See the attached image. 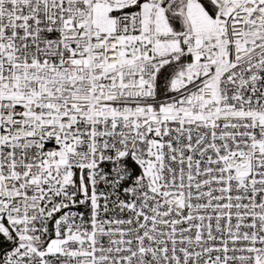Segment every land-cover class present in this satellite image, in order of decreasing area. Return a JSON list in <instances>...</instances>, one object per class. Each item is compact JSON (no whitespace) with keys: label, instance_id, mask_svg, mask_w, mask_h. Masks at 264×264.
<instances>
[{"label":"snow or ice","instance_id":"snow-or-ice-1","mask_svg":"<svg viewBox=\"0 0 264 264\" xmlns=\"http://www.w3.org/2000/svg\"><path fill=\"white\" fill-rule=\"evenodd\" d=\"M0 264H264V0H0Z\"/></svg>","mask_w":264,"mask_h":264}]
</instances>
